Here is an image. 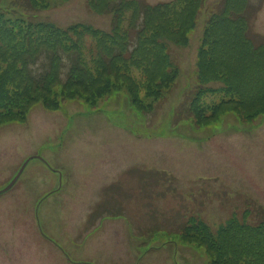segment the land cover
<instances>
[{"label":"rangeland","instance_id":"374dc122","mask_svg":"<svg viewBox=\"0 0 264 264\" xmlns=\"http://www.w3.org/2000/svg\"><path fill=\"white\" fill-rule=\"evenodd\" d=\"M222 1L206 0L186 46L168 45L180 75L152 110H137L124 89L96 107L65 100L52 112L40 103L25 122L0 128V191L27 164L0 195V264H211L203 246L184 238L195 220L217 231L235 217L264 219V115L246 123L231 113L199 127L189 112L204 26ZM25 6L0 0L11 19L112 30L113 15L88 0ZM248 17L260 44L264 0H251Z\"/></svg>","mask_w":264,"mask_h":264},{"label":"trees","instance_id":"16d2710c","mask_svg":"<svg viewBox=\"0 0 264 264\" xmlns=\"http://www.w3.org/2000/svg\"><path fill=\"white\" fill-rule=\"evenodd\" d=\"M88 1L97 14L113 15L110 32L11 19L12 11L0 7V128L25 122L40 103L52 112L65 100L96 107L124 89L137 110L150 111L176 84L180 70L171 63L168 45L188 44L206 0ZM24 2L34 12L51 6V0ZM250 7L251 0H223L204 26L199 87L188 105L199 127L231 113L246 123L264 115V41L256 44L251 37ZM42 61L44 71L36 75L33 69ZM209 95L221 96L220 102L206 103ZM193 224L184 238L203 246L211 264H264V219L251 225L235 217L217 231L201 220Z\"/></svg>","mask_w":264,"mask_h":264},{"label":"water","instance_id":"95a60500","mask_svg":"<svg viewBox=\"0 0 264 264\" xmlns=\"http://www.w3.org/2000/svg\"><path fill=\"white\" fill-rule=\"evenodd\" d=\"M26 166H27V164L24 165V167L21 169V171L19 172V174L17 175V177L13 180V182L6 189L0 191V195L3 194V193H6L8 191H10L15 186V184L19 180V178L22 175V173H23V171H24V169H25Z\"/></svg>","mask_w":264,"mask_h":264}]
</instances>
